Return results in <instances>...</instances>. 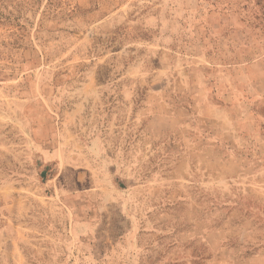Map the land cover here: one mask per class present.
Here are the masks:
<instances>
[{
  "label": "rangeland",
  "instance_id": "374dc122",
  "mask_svg": "<svg viewBox=\"0 0 264 264\" xmlns=\"http://www.w3.org/2000/svg\"><path fill=\"white\" fill-rule=\"evenodd\" d=\"M0 264H264V0H0Z\"/></svg>",
  "mask_w": 264,
  "mask_h": 264
}]
</instances>
